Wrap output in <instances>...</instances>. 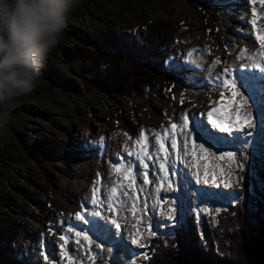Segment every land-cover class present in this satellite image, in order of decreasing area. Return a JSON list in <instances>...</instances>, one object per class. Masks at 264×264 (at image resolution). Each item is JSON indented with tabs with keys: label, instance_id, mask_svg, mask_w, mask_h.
<instances>
[{
	"label": "rangeland",
	"instance_id": "374dc122",
	"mask_svg": "<svg viewBox=\"0 0 264 264\" xmlns=\"http://www.w3.org/2000/svg\"><path fill=\"white\" fill-rule=\"evenodd\" d=\"M241 4L242 0H77L76 6L69 14L67 27L60 36L57 46L50 52L36 87L20 98L18 104L10 111L7 123L0 127V226L18 224L20 229L16 244L17 254L10 256V259L17 264H69L67 258L70 256L73 264H123L124 259H128L130 255L129 251L134 250L133 255L140 254V258H135L140 259L139 264H148L144 256L152 238L159 236L161 240H167L168 236L183 225L182 223L188 222L192 212L197 211L201 215L213 210H222L228 208L229 202L238 203L240 198L252 193L251 184L256 180L252 168L260 167L263 175L260 187L264 188V94H260L261 89V92L255 95L250 93L243 96L247 99V105L256 106L258 111L255 114L258 119L253 118L252 121L261 123L259 135L261 138L256 150L247 154L248 161H244L240 153L236 152L234 161L227 156L223 159H219L222 155L217 156L219 165L223 166L225 173H229L232 182L235 183L230 189L225 190L223 202L207 196L196 206L193 202L184 204L182 195L178 198L173 194L171 201L177 204L179 215L166 220V216L157 206L158 216L155 219L159 230L144 237L142 242L135 243L132 240V232L136 230L132 225L135 219L128 218L130 222L126 230L128 237L124 235L123 239L120 237L114 243L111 232L103 233L98 228L92 230L87 227L82 232L79 244L76 243L77 238L71 239V249L67 257L62 256L59 240L61 236L55 232L59 226L63 232L68 228L67 224H70L67 219L69 216L72 217L71 213L66 212V208H61L56 196L63 192L65 185L69 188L74 186V182L77 184V181H80L76 175L77 171L82 173L84 165L86 166L85 163L82 166L84 160L82 153H86L87 150L84 145L82 146L81 139L82 135L86 134L87 127L90 126L89 135L86 134L85 138L87 142H91V135L96 134L102 124L99 118L107 117L111 119L110 125L114 129L112 132L111 129H107L103 134L107 140L112 137V140L125 139L132 143L133 136L129 125L133 116L138 117L140 114H149L153 111L154 117H162L164 114L160 109L170 104H173L170 112L176 111L175 114H178L175 106L177 99L183 101L178 103V108L186 109L185 107L189 105V113H184L190 114V110L194 109L198 113L199 104L191 98L193 88L185 75L189 69L186 56L193 52L189 51L188 39L202 33L201 29L204 27L210 28L212 33L218 35L230 32L227 25L230 20L234 21ZM257 11L260 15L259 28L264 30V4L260 3ZM157 19L170 21L174 25L172 37L174 39L166 50L164 59L165 69L170 72L171 77L168 82L146 92L142 97L126 99L101 92L89 84L91 75L85 71L90 62L89 58L68 53L74 45H83L85 40L98 30L107 29L110 34L115 35L144 27ZM62 48L66 55L63 54ZM200 85L199 91L202 92L214 87L210 83ZM199 118L202 119L200 112L195 117L196 123L200 121ZM205 127L211 129L208 124H205ZM166 129L168 130L167 127ZM110 133L112 136L109 137ZM125 133L127 135H124ZM221 137L216 135L213 139ZM42 138L54 140L68 138L71 145L61 159H53L49 154L40 159L30 153L29 148ZM103 138L101 135L97 143L99 144ZM106 145L103 156L97 161L101 164L107 162L114 170L118 154L116 150L109 149L108 143ZM127 153L125 151L124 155H120V159L129 156ZM78 156L82 158L81 163H78ZM240 164H243L242 169L239 167ZM247 176L250 180H246ZM242 183H245L248 189L241 193ZM185 190L183 189V194H186ZM188 191V197L193 198L191 194L195 195V189L188 188ZM64 197L68 202L71 201L67 196ZM205 209L208 211H204ZM52 217L54 224L46 225L38 241L37 234H31L34 225H40L43 219L47 221ZM159 219H162V223ZM160 223L162 229L159 227ZM51 227H54V234L51 233ZM23 235L25 239L33 240L34 245L30 243L28 246L23 242L21 239ZM85 235L89 237L91 243L83 239ZM50 239L55 241L54 247ZM45 248L48 249V254L44 251ZM133 263L129 261L125 264ZM0 264L8 263L2 261Z\"/></svg>",
	"mask_w": 264,
	"mask_h": 264
},
{
	"label": "bare ground",
	"instance_id": "6f19581e",
	"mask_svg": "<svg viewBox=\"0 0 264 264\" xmlns=\"http://www.w3.org/2000/svg\"><path fill=\"white\" fill-rule=\"evenodd\" d=\"M260 3L261 0H256L255 3H253V0H242V4L236 11L234 21L230 20L227 25L228 28H230V32L218 35L212 33L210 28L204 27L201 29L202 33L188 39L189 41L187 44L190 49L189 51L192 50L193 52L186 56L189 69H187L185 75L188 80L187 82H190L193 88V90H191V98L196 100L200 107L199 112L202 119L199 118V122H195V117L199 112L197 113L194 109L190 110V114H188L189 105L185 107L186 109L178 108L177 105L181 100L177 99V105L175 106L178 114H175L176 111L170 112V110H172L170 107L173 105L170 104L160 109L164 114L162 117H154V115H152L154 113L153 111L149 114H140L138 117L133 116L130 119L129 125V130L132 132L133 136L132 143L125 139L112 140V137L107 140L105 135H103L105 131L107 129H111L110 132L114 130L110 125L111 119L107 117L99 118L102 124L98 127L96 134L91 135V142H87L85 138L86 134L89 135L90 126L87 127L86 134L82 135L81 139L82 146L84 145L87 150L86 153H82L84 160L82 161V158L78 156V163L82 161V166L83 163L86 164V166L84 165L83 167L82 173L77 171L76 176L80 181H77V184L74 182V186L69 188L65 185L63 187V192L58 193L56 196L58 203L62 206L61 208H66V212H70L73 217L69 216L67 220L70 224L66 226L68 228L70 227V229L72 227L71 232L73 233H70L68 228L61 232L62 228L60 229V226L55 230L59 237L65 236L67 240L66 243L59 239L61 245H64V247L60 245L63 257H67L65 253H68L69 249H71V239H80L83 230L87 227H90L92 230L98 228L99 231L103 233L111 232L113 234L114 243L117 242L120 237L123 239L124 235H127L126 230L130 223L128 218L131 220L135 219L132 225H134L136 230L132 232V240H143L147 235L159 230L156 222L157 219H155L158 216L157 206L166 216V220L167 218L169 219V217L175 218L179 215L177 204H173L171 201L173 194L178 198L182 195L184 204L193 202L196 206L201 204L202 200L207 196H211L215 200L223 202L225 190L230 189L235 183L232 182L230 174L225 173L223 166L219 165L217 156H221L228 152H236L240 153L244 161H248L247 154L254 152L258 146L257 143H260L259 138H261V136L259 135L261 123H254L252 121L253 118L258 119V116L255 115L258 111H256V106L250 104L240 107L241 116L246 108L251 111L250 123L252 126L249 127L248 123H244L242 129L232 127L233 124L240 122L237 120L236 115L232 114L226 118L222 111L213 112V119L217 121V125L213 126L211 119L208 117V112L213 109H220L221 104L227 105L228 98H232L231 90H226L223 86V84L226 83L224 81L227 79L235 82L236 90L241 93L242 97L250 93L255 95L261 92V88H264V70L255 66L261 62V58L256 56V53L260 51L259 41L256 40V31L257 28H259L260 21L257 8ZM253 9H255V17L253 15ZM253 18L257 20L256 25L252 24ZM253 44L255 45V52H253L251 56H243L248 49L253 47ZM217 57L220 58V65H216ZM225 68L229 69V71H225ZM244 68H249V78H244L241 72ZM209 83L210 85L213 84L214 87L207 88L206 92L199 91L201 89L200 84L209 85ZM221 94L224 96L223 101L220 99ZM260 94H264V90H262ZM236 101L237 104L229 109L230 113H235V109L242 104L241 96H237ZM156 103H153L154 106H157L158 103ZM185 117L187 118V127L184 128V134L188 136L189 146L191 147L193 141L197 146L202 144L204 148L208 149L207 153L203 152L199 147H196L194 149V155L191 153L184 155V151L186 150H181L184 136L180 134V126L185 122ZM173 123L177 124V129L174 131L171 130V125ZM205 124H208L211 129L206 128ZM163 127H165L164 130L162 129ZM221 127H232V130L230 132H224L221 131ZM206 129H208L209 136L211 135L215 138L216 135H220L222 136L221 139H213V137L204 138L203 135L206 133ZM247 132H249V134ZM156 134H159L160 139H163L165 147L168 148L167 159H162L166 155L163 151L157 152L159 146L156 142ZM101 135L104 136V138L98 144L97 139ZM110 136H112V134L109 135V137ZM173 136H175L178 143V149L175 150L171 148V139ZM144 137H147V151L151 155V159L145 157L139 160L135 155H131V161H127L128 163L126 165H123V163L121 164L120 155H124L125 148L132 152H138L141 156L143 155L141 145H137L136 140L140 139L143 142ZM107 143L109 149L117 151L116 154H118V156L116 155V159L118 161L115 162V169L119 167L121 169L120 172H116L115 169L113 170L107 162H102L101 164L97 161L103 156ZM127 154H129V152ZM165 162H168V164H165ZM161 163L164 164V167L175 166L176 163H179L181 165L180 175L178 176V174L169 171L165 177V172L160 167ZM145 164H147V169L144 168ZM129 166L131 171L134 172L131 177L128 176L127 171ZM79 169H81L80 166ZM205 169L210 173L208 177L209 180L212 179L211 173H215V183L202 182ZM146 170H150L151 172L147 174L150 181L148 184L143 183V175ZM133 180L135 181L134 184L132 183ZM229 183L231 186H228ZM199 187L203 188L200 189ZM188 188L195 189V195L193 196L191 194L193 198L188 197ZM183 189L186 194H183ZM81 191L85 193L82 194ZM125 193H127V195H125ZM64 196H67L71 201L68 202ZM146 196L149 198L151 206L148 205L147 207V205H145L143 199ZM94 199L100 202L93 203ZM165 200H167V203L163 204ZM78 213L83 219L76 218ZM111 216L112 218H110ZM59 219H61V217H59ZM159 220L161 222L162 219ZM113 221H116V223L120 225V229L116 227ZM163 221H165V219H163ZM161 223L159 225L160 229H162ZM47 224H54L53 217L47 221L43 219L40 225H34V230L31 234L36 233L38 241L43 230L45 231ZM51 229V233L54 234V227H51ZM137 232L141 235L137 236ZM76 233H80V237H77ZM21 239L28 246L30 243L34 245L33 240L29 238L25 239L24 235ZM50 241L51 245L54 247L55 241L52 239H50ZM37 242L35 243L37 244ZM109 249L111 248L109 247ZM44 251H47L48 254V249L45 248ZM129 252L130 255L128 259H124L125 263L133 261L135 264H139L140 259L136 260L135 258H140V254L133 255L134 250ZM67 259L69 262V258Z\"/></svg>",
	"mask_w": 264,
	"mask_h": 264
},
{
	"label": "trees",
	"instance_id": "16d2710c",
	"mask_svg": "<svg viewBox=\"0 0 264 264\" xmlns=\"http://www.w3.org/2000/svg\"><path fill=\"white\" fill-rule=\"evenodd\" d=\"M174 25L157 19L144 27L112 35L109 30L91 34L83 45H74L68 53L89 58L85 71L89 84L108 96L142 97L146 92L168 82L170 72L164 59L171 46ZM61 48V47H60ZM63 49V48H62ZM63 54L67 53L63 49ZM67 138H42L34 142L29 152L40 159L49 154L61 159L70 148ZM252 193L228 210L203 215L194 214L185 225L176 229L167 243L153 239L147 246L148 264H264V188L258 168ZM249 179V178H248ZM248 187L241 184V191ZM20 235L18 224L0 226V263L17 264L10 256L17 254Z\"/></svg>",
	"mask_w": 264,
	"mask_h": 264
},
{
	"label": "clouds",
	"instance_id": "9594fccd",
	"mask_svg": "<svg viewBox=\"0 0 264 264\" xmlns=\"http://www.w3.org/2000/svg\"><path fill=\"white\" fill-rule=\"evenodd\" d=\"M77 0H0V127L29 94Z\"/></svg>",
	"mask_w": 264,
	"mask_h": 264
},
{
	"label": "snow or ice",
	"instance_id": "6c2138e0",
	"mask_svg": "<svg viewBox=\"0 0 264 264\" xmlns=\"http://www.w3.org/2000/svg\"><path fill=\"white\" fill-rule=\"evenodd\" d=\"M255 2H256V0H253V3H255ZM261 3L264 4V0H261ZM253 15L255 17V9H253ZM252 24L253 25L257 24V20L255 18H253ZM256 40L259 41V45H260V51L256 53V56L261 58V62L259 64H256L255 66L256 67H260L261 70H264V30H261V29L257 28ZM253 52H255V45L254 44H253L252 48L248 49L247 52H245L243 54V56H251ZM220 63H221L220 58L217 57L216 58V65H220ZM224 70L225 71H229V69H227V68H225ZM223 86L225 87L226 90L227 89L231 90L232 98L227 101V105L221 104V108L220 109H213L212 111L208 112V117H209V119H211L213 126L217 125V121L215 119H213V112L222 111L226 118L229 115L234 114V115H236L237 120L240 121L239 123L233 124L232 127H236V128L242 129L244 127V123H248V126L251 127L252 125L250 123V120H251V111H250V109L246 108L244 113H243V115L241 116V114H240V107H243V106L247 105V99L242 97L241 93L238 90H236V84H235V82L233 80L227 81L226 83L223 84ZM237 96H241L242 104L235 109V113H230L229 109H231V107L233 105L237 104V101H236V97ZM220 99H221V101L224 100L223 94H221ZM181 102L183 103V101H181ZM186 119L187 118L185 117L184 118L185 122L183 124H181V126H180V134L184 136V140H183V144H182V149L181 150L182 151L186 150V151H184V155H188L189 153L194 155L195 154L194 149L196 147H199L203 152L207 153L208 149L204 148L202 144L197 146V145H195V142L193 141L191 147L189 146L188 136L186 134H184V128L187 127ZM232 127H221V131L230 132L232 130ZM176 129H177V124L173 123L171 125V130L174 131ZM124 135H127V134L125 133ZM156 142H157V144L159 146L158 149H157V152L163 151L166 155L162 159H167L168 148L165 147V144H164L163 140L160 139L159 134H156ZM136 144L137 145H141V151L143 152L142 156L140 155V153L129 151L127 148H125V151H128L129 155H135L137 157V159H139V160H142L145 157H147L148 159H151V155L147 151V148H148L147 137H144L143 142L140 139H137L136 140ZM171 148L174 149V150L177 149V140H176L175 136H173V138L171 139ZM224 156H227L230 160H233V161L235 160V154L232 153V152L224 153L221 157H219V159H223ZM160 167H161V169L164 170L165 177H166L167 176V169L164 167V164L161 163ZM239 167L242 169L243 168V164H240ZM144 168L147 169V164L144 165ZM115 171L116 172H120L121 169L119 167H117L115 169ZM127 171H128V176L131 177L133 175V173H132V171L130 169V166H129ZM209 175H210L209 171L207 169H205L204 174H203V178H202V182L203 183H215L216 182L215 173H211V176H212L211 180L208 179ZM198 178H199V176H198ZM132 183L134 184L135 181L133 180ZM143 183L144 184L150 183L146 171L144 172V175H143ZM228 186H231V184L229 183ZM141 190H143V189H141ZM125 195H127V193H125ZM99 202L100 201H98L96 199L93 200V203H99ZM204 211H208V210L205 209ZM76 218L77 219H83V217L81 215H79V214H77ZM113 223L116 224L117 228L120 227V225L118 223H116V221H113ZM69 231L71 232L72 230L69 229ZM80 235H81L80 233H76L77 237H80ZM136 235L139 236L141 234L139 232H137ZM60 239L67 243V240H66L65 236H61ZM83 239L84 240H89V237H87L85 235L83 237ZM134 242L135 243H140L139 239H135ZM76 243L79 244L80 240L78 239L76 241ZM89 243H91L90 240H89ZM61 247H64V245H62ZM65 255H67V253H65ZM144 258L148 259L149 257L147 256V254H145ZM69 264H72V258L70 256H69ZM134 264H135V262H134Z\"/></svg>",
	"mask_w": 264,
	"mask_h": 264
}]
</instances>
